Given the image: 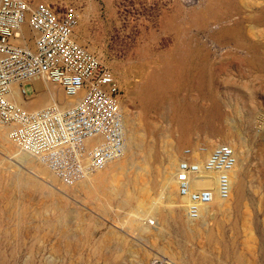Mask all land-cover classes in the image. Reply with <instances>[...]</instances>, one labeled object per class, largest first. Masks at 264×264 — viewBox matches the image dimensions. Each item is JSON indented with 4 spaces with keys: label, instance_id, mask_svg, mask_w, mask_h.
<instances>
[{
    "label": "rangeland",
    "instance_id": "1",
    "mask_svg": "<svg viewBox=\"0 0 264 264\" xmlns=\"http://www.w3.org/2000/svg\"><path fill=\"white\" fill-rule=\"evenodd\" d=\"M47 1L76 7L85 45L116 66L109 67L122 83L124 117L128 109L147 126L153 168L167 163L173 144H179V160L186 148L211 152L223 143L224 130L242 136L249 150L245 190L232 216L217 215L195 231L169 218L163 236L151 235L123 228L136 205L125 192L109 185L62 192L36 184L0 149V264H140L144 253L151 264L164 249L175 264H264V0ZM175 49L189 64V82L175 79L155 103L144 101L137 95L138 65L151 68L158 54L175 55ZM142 50L150 55L140 58ZM33 85L25 84L29 96L36 94ZM213 102L215 117L205 113ZM172 104L195 110L189 140L181 137ZM159 179L154 170V194Z\"/></svg>",
    "mask_w": 264,
    "mask_h": 264
},
{
    "label": "built area",
    "instance_id": "2",
    "mask_svg": "<svg viewBox=\"0 0 264 264\" xmlns=\"http://www.w3.org/2000/svg\"><path fill=\"white\" fill-rule=\"evenodd\" d=\"M181 1L193 5L202 0ZM76 22L77 9L71 5L0 0V124H12L11 139L68 182L119 158L126 139L121 88L111 69L73 38ZM40 76L60 84L68 95L85 94L67 108L52 104L28 110L12 100L14 82L28 95L25 84ZM95 137L100 140L90 144ZM191 154V148L184 150L174 177L189 217L198 219L216 192L231 198L237 155L227 143L217 144L204 158ZM213 178L216 185H198ZM151 264L164 263L154 258Z\"/></svg>",
    "mask_w": 264,
    "mask_h": 264
},
{
    "label": "bare ground",
    "instance_id": "3",
    "mask_svg": "<svg viewBox=\"0 0 264 264\" xmlns=\"http://www.w3.org/2000/svg\"><path fill=\"white\" fill-rule=\"evenodd\" d=\"M36 1L50 3L47 0ZM169 26L174 29L178 28V26L174 24V21H172ZM26 31L30 36H33L29 27H26ZM82 34L83 29L80 20H78L77 10V22L74 27L73 38L86 48V50L94 54L95 50L85 45ZM33 43L32 40L31 44L33 45ZM175 51V55L158 54L156 58L153 59L156 63L151 68L148 65L149 62L138 65L139 71L142 74V82L137 85L139 90L137 95H140L144 101L152 104L155 103L159 96L165 95L168 90L171 89V85L175 79H178L181 84L189 82V64L184 63L183 55L178 49H175ZM139 54L140 58L150 55V53L148 54L145 50H142ZM98 59L104 65L110 66L115 71L116 66L114 64L105 61L100 56ZM114 76L118 85L121 87L122 83L120 84L115 74ZM31 81L36 89V94H34V96L24 94L19 82H14L12 84V100L28 110H37L52 104H57L61 108H67L80 102L85 94V91H81L76 95H68L62 86H59L58 83L50 81L43 76L32 78ZM131 92H133L132 94H136L134 90H131ZM122 101L123 95L121 97V106L124 103V107H127L126 102ZM171 107L176 114L175 122L180 128L181 137L185 140H189V132H191L189 126H191V123L188 121V118L194 115L195 110L192 107L176 106L174 104H172ZM205 113L211 117L219 115V111L214 102L211 106L206 108ZM124 122L126 139L123 155L109 162L103 168L91 171L83 178L74 182H68L62 179L40 157L31 154L15 143L10 137L12 124H0V149H2L12 161L16 162L21 167H25L28 174L34 177L36 184L48 185L54 189L62 190V192L69 189L76 191H96L107 185L116 193L125 192L128 196L127 201L130 202L135 200L136 205L128 211L125 216V221H122L123 228L132 230L137 229L151 235H154V231H159L160 235L163 236L165 231L164 222H167L169 218L171 220L173 219L186 230L195 231L200 229L201 226H208L211 220L216 218L217 215L232 216L233 209L242 199L245 190L244 172L246 171L249 160V150L246 148L247 146L242 136L236 139L233 134H230L228 131L219 130V133L222 134L223 137L221 141L231 145L235 149L237 155V163L231 173L232 195L230 199H223L216 192L213 203L202 209L198 220H193L188 217L186 200L179 196L177 183L174 177L176 165L179 160V155L177 153L179 144L177 143V145L173 144L171 146V152L168 153V160L165 165H156L155 168H153L152 161L155 159V155L153 153L151 141H147L146 138L148 133L147 126L139 122L138 115L131 113L128 109H126ZM99 140L100 137H95L89 139L88 142L94 144ZM199 149L198 147H191L192 154L190 157L198 159L204 158L210 154V148L206 146L202 152H199ZM47 168H49L55 176H53ZM154 170L160 173L161 177L155 194L152 193L155 184L151 180ZM198 185L213 186L216 185V179L213 178L208 181H202L199 182ZM124 230L125 229H123V231ZM67 244L69 243L67 242ZM164 251L165 253H163L161 257L156 256L155 258H162L164 264H175L168 256L170 252L167 251V249H164ZM31 253L32 252H30V254ZM49 259L51 261H56L60 259V257L49 255ZM138 259L140 264H148L149 257L146 253H144L141 258L138 256Z\"/></svg>",
    "mask_w": 264,
    "mask_h": 264
}]
</instances>
